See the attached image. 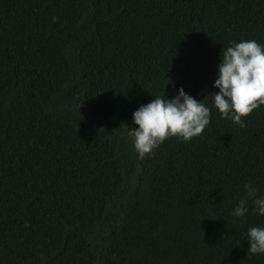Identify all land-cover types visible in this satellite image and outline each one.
<instances>
[{
    "label": "trees",
    "instance_id": "obj_1",
    "mask_svg": "<svg viewBox=\"0 0 264 264\" xmlns=\"http://www.w3.org/2000/svg\"><path fill=\"white\" fill-rule=\"evenodd\" d=\"M248 39L264 0H0V264H264V215L230 214L264 195V106L241 128L211 97ZM179 88L209 125L139 158L132 112Z\"/></svg>",
    "mask_w": 264,
    "mask_h": 264
},
{
    "label": "clouds",
    "instance_id": "obj_2",
    "mask_svg": "<svg viewBox=\"0 0 264 264\" xmlns=\"http://www.w3.org/2000/svg\"><path fill=\"white\" fill-rule=\"evenodd\" d=\"M212 87L218 90L211 94L212 107L222 118L243 128L242 118L264 106V44L248 39L230 42L221 49ZM202 101L179 88L171 99L164 94L155 96L134 110L131 119L135 127L127 128V135L137 156L152 154L169 137L187 142L200 135L210 123V108ZM242 188L230 214L244 216L250 200L252 212L264 215V195H257V189L248 183ZM246 236L247 254H264V227H249Z\"/></svg>",
    "mask_w": 264,
    "mask_h": 264
}]
</instances>
